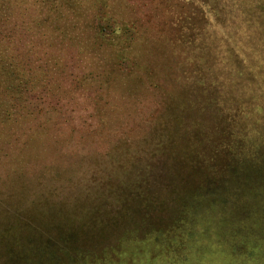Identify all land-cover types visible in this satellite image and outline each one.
<instances>
[{"label": "rangeland", "instance_id": "1", "mask_svg": "<svg viewBox=\"0 0 264 264\" xmlns=\"http://www.w3.org/2000/svg\"><path fill=\"white\" fill-rule=\"evenodd\" d=\"M0 80V264H264V0L0 3Z\"/></svg>", "mask_w": 264, "mask_h": 264}, {"label": "trees", "instance_id": "2", "mask_svg": "<svg viewBox=\"0 0 264 264\" xmlns=\"http://www.w3.org/2000/svg\"><path fill=\"white\" fill-rule=\"evenodd\" d=\"M18 1L28 2V0H0V3H9L10 2L12 4V3H18ZM59 1H62V0H59ZM23 4L25 6H27L26 4H28V6H34L35 5L34 3H23ZM56 6H57V8L61 9L60 5L56 4ZM227 31L229 32L230 37L236 39V37L230 32V30L227 29ZM0 82L2 83L1 80H0ZM1 83H0V86H1ZM16 106L17 105H16L14 100H12V99L7 100L6 98H3L2 92L0 91V114H4L7 118L13 117L15 112H16L15 111ZM261 121H263L262 118L258 119L257 122L256 121H254V122H256V124L260 125ZM249 127H251V125ZM258 128L259 127H254V128H251L250 130L251 131H257ZM261 134L264 135V133H260V132L242 135L244 137L246 136V138H247L243 154L240 155V157H242L243 160L254 162L257 159V155H260V151L264 149V136H262ZM241 143H242V140H241ZM244 176H243V178H244ZM252 178L256 179V177L254 175H252Z\"/></svg>", "mask_w": 264, "mask_h": 264}]
</instances>
